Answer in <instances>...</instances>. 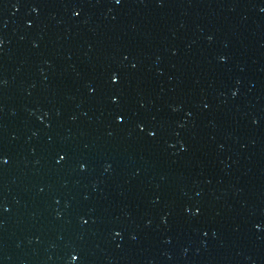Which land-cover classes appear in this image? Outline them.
Segmentation results:
<instances>
[{"label": "water", "instance_id": "water-1", "mask_svg": "<svg viewBox=\"0 0 264 264\" xmlns=\"http://www.w3.org/2000/svg\"><path fill=\"white\" fill-rule=\"evenodd\" d=\"M0 264H264V0H0Z\"/></svg>", "mask_w": 264, "mask_h": 264}, {"label": "snow or ice", "instance_id": "snow-or-ice-1", "mask_svg": "<svg viewBox=\"0 0 264 264\" xmlns=\"http://www.w3.org/2000/svg\"><path fill=\"white\" fill-rule=\"evenodd\" d=\"M117 3H119V0H117ZM117 80H118V77H117L116 75H113V76H112V82H113V83H116ZM122 119H123L122 117H117V120H118V121H122ZM140 131H143V128H140ZM149 135H150V136H154L155 133H151V132H150ZM61 159H63V157H61ZM4 162L6 163V161H4ZM72 259H73V261H75V260H77V257H76V256H73Z\"/></svg>", "mask_w": 264, "mask_h": 264}]
</instances>
